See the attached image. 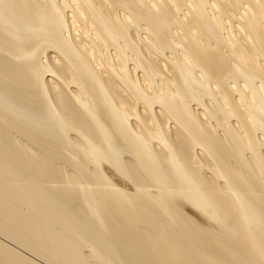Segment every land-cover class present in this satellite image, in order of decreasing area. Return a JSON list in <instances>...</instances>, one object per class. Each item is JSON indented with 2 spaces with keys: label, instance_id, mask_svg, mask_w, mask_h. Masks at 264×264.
<instances>
[{
  "label": "bare ground",
  "instance_id": "obj_1",
  "mask_svg": "<svg viewBox=\"0 0 264 264\" xmlns=\"http://www.w3.org/2000/svg\"><path fill=\"white\" fill-rule=\"evenodd\" d=\"M0 264H264V0H0Z\"/></svg>",
  "mask_w": 264,
  "mask_h": 264
}]
</instances>
